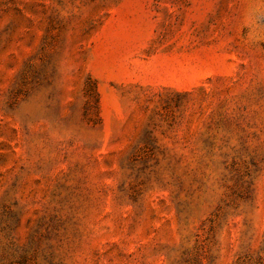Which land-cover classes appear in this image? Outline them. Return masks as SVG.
I'll return each mask as SVG.
<instances>
[{
    "label": "rangeland",
    "instance_id": "1",
    "mask_svg": "<svg viewBox=\"0 0 264 264\" xmlns=\"http://www.w3.org/2000/svg\"><path fill=\"white\" fill-rule=\"evenodd\" d=\"M0 264H264V0H0Z\"/></svg>",
    "mask_w": 264,
    "mask_h": 264
}]
</instances>
